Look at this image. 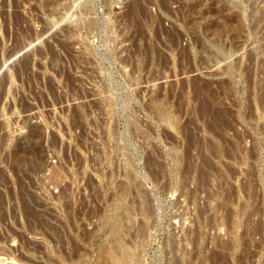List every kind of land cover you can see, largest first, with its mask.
<instances>
[{
  "label": "rangeland",
  "instance_id": "374dc122",
  "mask_svg": "<svg viewBox=\"0 0 264 264\" xmlns=\"http://www.w3.org/2000/svg\"><path fill=\"white\" fill-rule=\"evenodd\" d=\"M0 264H264V0H0Z\"/></svg>",
  "mask_w": 264,
  "mask_h": 264
}]
</instances>
